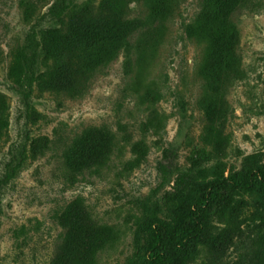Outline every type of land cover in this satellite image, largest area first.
<instances>
[{
    "label": "rangeland",
    "instance_id": "374dc122",
    "mask_svg": "<svg viewBox=\"0 0 264 264\" xmlns=\"http://www.w3.org/2000/svg\"><path fill=\"white\" fill-rule=\"evenodd\" d=\"M34 29L28 117L8 73ZM0 97V177L27 148L0 194V264H142L149 221L193 178L264 165V0H0ZM244 198L213 209L189 264H264L263 197Z\"/></svg>",
    "mask_w": 264,
    "mask_h": 264
},
{
    "label": "trees",
    "instance_id": "16d2710c",
    "mask_svg": "<svg viewBox=\"0 0 264 264\" xmlns=\"http://www.w3.org/2000/svg\"><path fill=\"white\" fill-rule=\"evenodd\" d=\"M194 35L195 32L191 30L189 36ZM41 47L39 32L34 29L27 37L26 44L11 52L8 76L22 90L28 117L35 111L32 97L42 77L39 74ZM74 62L76 58L70 56L69 66L73 67ZM7 112V103L0 97L2 131L8 129ZM15 151L13 144L5 172L0 177V194L17 177L26 161V145L19 156ZM249 159L252 158H248L243 168L232 176L193 178L188 190L177 195L171 221L165 222L158 218L150 220L147 225V257L142 264H189L199 246L204 244L213 209L221 206L237 215L246 207L244 197L256 191L262 194L264 201V165L255 167ZM82 261L83 257L75 254L72 262L67 264H81Z\"/></svg>",
    "mask_w": 264,
    "mask_h": 264
}]
</instances>
